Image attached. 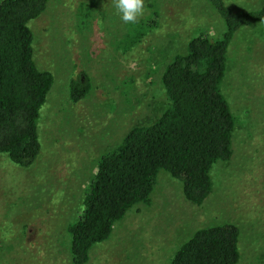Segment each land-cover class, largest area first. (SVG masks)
I'll return each mask as SVG.
<instances>
[{"label": "rangeland", "instance_id": "374dc122", "mask_svg": "<svg viewBox=\"0 0 264 264\" xmlns=\"http://www.w3.org/2000/svg\"><path fill=\"white\" fill-rule=\"evenodd\" d=\"M224 1L235 11L264 6ZM147 17L156 29L126 55L116 49L126 23L113 0H48L29 22L33 60L54 81L35 163L23 169L0 155V264H69L66 229L98 160L164 110L161 74L188 40L224 31L207 0H145L140 19ZM77 71L91 89L72 103L68 83ZM222 88L236 120L232 157L213 165L208 198L191 204L182 184L160 171L149 203L133 206L93 247L88 264H169L196 230L228 223L240 232L238 264H264V23L234 38Z\"/></svg>", "mask_w": 264, "mask_h": 264}, {"label": "trees", "instance_id": "16d2710c", "mask_svg": "<svg viewBox=\"0 0 264 264\" xmlns=\"http://www.w3.org/2000/svg\"><path fill=\"white\" fill-rule=\"evenodd\" d=\"M207 2L224 31L218 38L200 34L188 40L161 74L164 110L152 123L131 128L98 160L80 213L66 229L69 264H88L90 251L109 239L113 226L133 206L149 203L160 171L182 184L186 201L201 206L212 192L213 165L232 157L236 120L222 88L229 49L239 33L264 23V6L235 11L224 0ZM47 4L0 0V155L23 169L40 155L38 123L54 81L33 60L28 27ZM156 26L152 17L127 23L116 49L132 52ZM90 89L88 75L77 71L68 83L70 101L78 103ZM239 234L230 223L198 229L169 264H238Z\"/></svg>", "mask_w": 264, "mask_h": 264}, {"label": "clouds", "instance_id": "9594fccd", "mask_svg": "<svg viewBox=\"0 0 264 264\" xmlns=\"http://www.w3.org/2000/svg\"><path fill=\"white\" fill-rule=\"evenodd\" d=\"M124 23L135 24L145 13V0H113Z\"/></svg>", "mask_w": 264, "mask_h": 264}]
</instances>
